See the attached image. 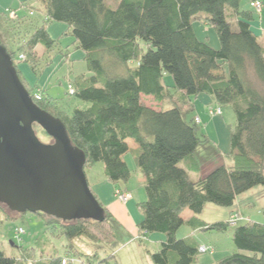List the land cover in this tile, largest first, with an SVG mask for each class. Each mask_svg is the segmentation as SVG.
Here are the masks:
<instances>
[{
	"label": "trees",
	"instance_id": "obj_1",
	"mask_svg": "<svg viewBox=\"0 0 264 264\" xmlns=\"http://www.w3.org/2000/svg\"><path fill=\"white\" fill-rule=\"evenodd\" d=\"M41 1L40 24L30 18L35 13L30 5L29 14L14 10L16 15L10 16L13 9L0 12V43L16 68L18 60H26L36 69L44 51L39 46L49 50L58 41L49 33L48 24L54 20L68 24L90 71L69 80L68 87L74 88L69 93L88 105H65L47 95L45 88L28 87L17 68L18 73L35 102L60 117L73 144L85 151V171L102 162L105 177L118 186L131 174L124 156L132 153L144 175L146 192L138 203L143 214L138 228L143 235L165 234L160 248L149 251L152 263L194 264L202 245L195 230L226 231L234 225L237 250L212 264H264V223L230 220L240 213L232 207L237 196L264 185V28L261 34L253 30L252 10L241 9L240 0H120L115 7L105 0ZM196 19L215 30L219 47L198 36L193 25ZM166 74L173 77L181 105L201 93L210 95L217 107L232 105L235 125L230 132V163L218 157L203 170L195 153L210 141L199 133L195 117L187 120L179 104L156 107L145 103L143 95H152L161 103L174 99L175 93L163 81ZM36 90L41 91V98L35 97ZM129 138L136 145L131 146ZM190 170L198 176L192 178ZM210 203L233 211L227 218L203 220L198 214ZM104 207L102 221L113 219ZM186 209L194 213L188 219ZM37 213L47 228L46 237L38 242L44 239L47 243L53 235L68 240L82 235L98 238L92 225L99 227L101 221ZM183 224L192 228L188 236L178 235ZM25 249L31 254L8 256L0 250V264H73L71 260L63 263L62 258L75 255L66 248L73 255L54 253L44 262L35 258V244Z\"/></svg>",
	"mask_w": 264,
	"mask_h": 264
},
{
	"label": "rangeland",
	"instance_id": "obj_2",
	"mask_svg": "<svg viewBox=\"0 0 264 264\" xmlns=\"http://www.w3.org/2000/svg\"><path fill=\"white\" fill-rule=\"evenodd\" d=\"M105 1L111 7H115L120 0ZM261 1L263 2L262 8L261 11H258L250 6V0H240L241 9L252 10L251 26L257 34H261L260 23L264 25V0ZM22 3H27V8L23 7ZM29 5L35 8V13L30 14V18L34 19L36 24H40L43 18L39 11L43 5L41 0H0V12H7L9 9H13L19 14H29ZM47 28L51 36L57 38L58 41L49 50L39 46V49L44 51L36 69L32 68V64L29 61H17V68L22 78L28 87L45 88L47 95L60 99L61 103L65 105H69V102L79 106L88 105V102L69 93L68 87L69 80H73L77 75L90 74L88 64L84 59V50L76 46L74 36L68 32V24L66 22L54 20L48 24ZM163 81L175 93L174 99H166L161 103L152 95H143L145 103L156 107H169L174 104L181 105L178 103L179 93L173 86L172 75L166 74L163 77ZM191 102L194 103V107L192 104L181 105L183 114L187 120L191 119L195 113L199 114L203 122L206 123L205 126L198 124L199 133L208 134L210 141L208 144H202L198 148L197 157L201 158L203 170H207L218 157H224L225 162L230 163L233 158L230 154L229 134L235 125V112L232 105L220 104L222 114L212 118L209 108L217 107L219 104L214 102L208 105L202 101V98L194 96L191 98ZM36 132L41 141H51V137L43 132L40 126H36ZM128 141L131 146L136 145L134 139L129 138ZM124 157L128 162L131 174L128 179H122L118 184L130 191L131 196L126 203L116 196H114V200L113 198L110 199V193L112 192L108 185L101 180L106 178L102 162H97L94 166L86 169L88 181L93 185V189L101 191V193H98L99 196L98 194L96 195L100 203L103 206H115V209H113L115 215L117 214L110 220H95L101 221L99 227L92 225L93 231L98 238L92 239L82 235L68 240L64 236L54 237L53 235L47 238V243L42 242L44 239L38 242L39 239L46 237L45 235L47 234L44 218L37 212L28 210L19 213L10 210L7 205L1 204L0 250H3L8 256L19 257L22 256V253L30 255V250L25 249V247L35 244L37 247L35 258H41V261L44 262L53 256L54 253L73 255L69 250H66V248H69L75 253L73 255L74 260H71L73 264H153L148 250L153 251L160 248L161 240L165 237V234L161 231L149 232L146 235L141 234L138 222L143 214L138 203L146 198L143 184L144 175L132 158L131 152H128ZM96 180L99 182L95 184ZM232 207L235 211L238 210L240 212L235 215L236 217L241 216L238 223L245 222L248 219L264 223V185H255L249 190L240 193ZM232 207L210 203L205 206L198 216L211 221L223 219L227 217ZM188 212L189 210L186 209L184 215H188ZM18 226H22L25 231L18 234L16 232ZM233 228L234 225H231L226 231L212 229L194 232L196 239L202 244L214 247L212 252H199L194 264H212L237 250L232 237ZM191 232L192 228L188 224H183L178 230V235L188 236ZM13 241H15V244ZM83 260L86 262H83Z\"/></svg>",
	"mask_w": 264,
	"mask_h": 264
},
{
	"label": "water",
	"instance_id": "obj_3",
	"mask_svg": "<svg viewBox=\"0 0 264 264\" xmlns=\"http://www.w3.org/2000/svg\"><path fill=\"white\" fill-rule=\"evenodd\" d=\"M35 124L50 142L40 140ZM85 162L64 121L35 102L0 43V201L17 212L103 220L105 207L91 189Z\"/></svg>",
	"mask_w": 264,
	"mask_h": 264
},
{
	"label": "crops",
	"instance_id": "obj_4",
	"mask_svg": "<svg viewBox=\"0 0 264 264\" xmlns=\"http://www.w3.org/2000/svg\"><path fill=\"white\" fill-rule=\"evenodd\" d=\"M262 3H263V2H262ZM261 8H262V6H261ZM260 11H261V9H260ZM193 25H194V28H195L196 33L198 34V36H199L201 39H207L208 42H209L210 44H212L214 47H219V39H218V36H217L215 30H214L212 27H209V26L204 25V24H203L200 20H198V19L194 20ZM262 27L264 28V25L260 23V28H262ZM262 30H263V29H262ZM262 39H263V41H264V32L262 33ZM149 96H150V95H149ZM197 97L202 98V101H203L204 103H207L208 105H209L210 103H214V102H215V101L213 100V98H212L210 95L206 94V93H201V94H199ZM187 104H189V105L192 104L193 107L195 106L194 103L191 102V100H190ZM190 107H191V106H190ZM221 114H222V113H221ZM221 114H216V115H211V114H210V116L213 118V117L218 116V115H221ZM196 115H199V114L195 113V114H194V117H195ZM199 116H200V115H199ZM200 117H201V116H200ZM201 120H202V118H201ZM201 124H203V126L206 125V123H204L203 120H202V123H201ZM220 126H222V125L220 124ZM207 137H208V134H207ZM229 138H230V134H229ZM208 139H209V138H208ZM220 152H221V151H220ZM197 154H198V149H197L195 155L197 156ZM221 154H222V152H221ZM132 158H133V157H132ZM223 158H224V157H223ZM223 158H222V159H223ZM200 160H201V158H200ZM223 160H224V159H223ZM224 161H225V160H224ZM212 165H213V164H212ZM189 172H190V175H191L192 178H196V177L198 176V173L195 172L194 170H190ZM101 180H102V182H105V183L108 185L110 191L112 192V193H110V199H111V198H113V200L115 199V197H114V196H116V194H115V190H116L117 188H120V189H122V190H125V191L130 192L127 188H124V187L119 186V184H117L118 186H116L115 183H112V182L109 181L107 178H102ZM97 182H99V181L96 180L95 184H96ZM91 187H92V189H93V185H92V184H91ZM93 191H94L96 194L101 193V191H97L96 189H95V190L93 189ZM111 194H112V196H111ZM98 196H99V194H98ZM101 197H102V196H101ZM116 197H117V196H116ZM99 199H100V197H99ZM110 199H109V200H110ZM116 203H117V202H116ZM125 203H126V202H125ZM107 207L110 209V211L113 213L114 216L117 215V214L115 215V212H114V209H115L114 207H115V206L112 205V206H107ZM113 208H114V209H113ZM185 211H186V210H185ZM185 211H184V212H185ZM232 211H233V208L229 211L227 217H229V215H231ZM187 214H188V215H184L186 219H188V218H190L191 216L194 215V213H193L192 211H190V210H189V212H188ZM227 217H226V218H227ZM201 219L206 220V221H211V220H207L206 218H201ZM212 221H213V220H212ZM198 230H199V229H198ZM198 230H195L194 232H196V231H198ZM148 251H151V250H148ZM153 251H154V250H153ZM150 258H151V257H150Z\"/></svg>",
	"mask_w": 264,
	"mask_h": 264
},
{
	"label": "built area",
	"instance_id": "obj_5",
	"mask_svg": "<svg viewBox=\"0 0 264 264\" xmlns=\"http://www.w3.org/2000/svg\"><path fill=\"white\" fill-rule=\"evenodd\" d=\"M250 5L255 7L257 10H260L261 6H262V1L261 0H251ZM9 14H10V16H15L16 12L14 10H11L9 12ZM24 57H25L24 54L20 53L19 58L23 59ZM69 90H70V92H73L74 88L71 85H69ZM34 95H35L36 98H41L42 97V93H41L40 90L34 91ZM209 112H210V114H219V113H221V108L220 107H210L209 108ZM194 119H195L196 123H198V124L202 123L201 117L199 115H196ZM115 194H116V196L119 199H121L122 201H125V202L128 201V199L131 196L130 192L122 190V189H116L115 190ZM239 218H240L239 216L236 217L235 215H232L230 220H231L232 223H234L235 220H237ZM24 231L25 230H24V228L22 226H18L16 228V232L18 234L23 233ZM199 250L201 252H206V251L212 252L214 250V247L212 245L202 244L199 247ZM69 260H74V258L73 257H66V256H63V258H62V262L63 263H66ZM97 264H102V263H97Z\"/></svg>",
	"mask_w": 264,
	"mask_h": 264
}]
</instances>
